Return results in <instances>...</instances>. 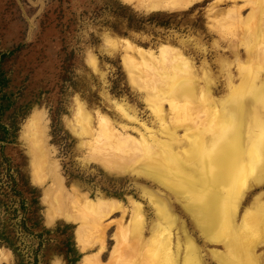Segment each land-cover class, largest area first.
I'll return each instance as SVG.
<instances>
[{"label":"rangeland","instance_id":"1","mask_svg":"<svg viewBox=\"0 0 264 264\" xmlns=\"http://www.w3.org/2000/svg\"><path fill=\"white\" fill-rule=\"evenodd\" d=\"M214 19H219L220 25L214 24ZM256 23L262 32L254 38L250 31H244L247 26L255 28ZM242 26L244 31L238 28ZM125 41L151 53L147 64L125 49ZM164 46L176 50L177 60L181 57L187 65L184 67L175 61L171 57L173 52L161 55L160 48ZM0 68L8 81V87H1L9 103H14L18 119L25 104L30 102L24 119L18 120L14 143H0V185L10 182L15 162L21 164L25 158L30 185L41 194L44 225L49 229L58 223L72 225L76 246L74 232L80 223L53 215L51 205L43 201L51 177H57L69 193L78 191L89 200H115L126 209L122 219L120 212H113L102 220L99 227L104 232L85 230L84 252L77 246L81 259L97 254L99 261L106 263L113 251H117L120 259L131 257L130 247L138 235L131 224L132 204L142 208L145 238L155 222V209L144 188L154 198L164 197L176 217L175 224L169 226L172 241L168 246L176 264H188L184 257L189 241L196 248L193 264H221V255L231 259L221 240L223 237L215 241L208 239L186 212L187 202H193L196 194L176 199L174 192L134 173L140 163L138 159H133L137 163L132 161L135 169L128 166L126 172L107 166L109 159L121 163V157L131 151L126 148L122 154L118 143L99 136L97 118L106 119L110 129L122 136H116L118 141L127 137L139 141L142 135L148 136V128L157 139L167 141L169 137L175 146L182 147L186 137L179 126L190 122L171 123L180 112L170 110L169 98L175 97L179 107L185 109L184 120L202 119L204 102L209 98L216 112H224L226 122L229 118L241 119L242 143L246 152L250 150L246 154H260L258 169L264 168V0H199L177 12L150 11L136 0H0ZM179 70L186 76L174 77V72L177 74ZM245 76L255 77V82H245ZM181 85L193 90V96L183 98ZM256 90H260L261 98L255 97ZM79 107L88 120L89 136L81 128ZM118 107L126 114L120 113ZM55 109L61 111V141L53 139L51 133L50 110ZM159 117L167 126L165 134ZM4 122L1 120L2 124L9 123ZM220 130L225 128L215 125L203 137H222ZM257 136L260 140L263 138L252 146L251 139ZM181 147L174 151L184 156L180 153ZM35 160H42L44 165L42 185L32 179ZM254 177V173L250 174V179ZM251 203L258 204L257 211L250 208ZM245 210H249L247 216H254L256 212L263 216L254 257L256 264H264V175L257 184L245 189L235 225L239 226ZM3 216L11 218L8 212ZM99 240L103 242L100 252ZM48 260L49 264H65L55 255ZM0 264H13L6 248H0Z\"/></svg>","mask_w":264,"mask_h":264},{"label":"bare ground","instance_id":"2","mask_svg":"<svg viewBox=\"0 0 264 264\" xmlns=\"http://www.w3.org/2000/svg\"><path fill=\"white\" fill-rule=\"evenodd\" d=\"M136 1L141 7L150 11L177 12L188 9L199 0ZM220 22L219 19H214V24L220 25ZM236 23V25H238L237 17ZM243 26L245 27V25ZM243 26L238 28L242 29ZM253 27L255 28L247 26V28H245L246 31L243 30L244 28L242 30L244 32L250 31V36L253 35L254 38H257L262 30L260 32L261 28L259 24ZM123 44L125 45L126 50L140 57L142 64H147L148 60L146 59L151 58L150 52L135 48L126 41ZM172 52L174 56L171 57L185 67L187 63L183 62L181 57L180 60H177L179 53L176 50L166 46L160 48L161 55L167 53L172 55ZM125 61L127 62L129 60L126 58ZM177 76H186V73H182V71L179 70L177 74L174 72V77ZM244 79L245 82H248L249 84L255 82V77L247 78L245 76ZM186 87L187 86L182 85L180 87L181 95L185 99L192 97L194 94L193 90ZM255 97L261 98L260 90L255 93ZM168 101H170L168 103L170 110L173 112L176 110L180 112L179 115L174 116L171 119L172 124L183 125L185 122H190L183 126H179V128L183 129L185 132L187 143L185 141L182 147L179 144H177L178 146H175L171 141L172 138L169 139V137L167 138V141H162L157 139L154 131L148 128H146L148 136L144 137L142 135L139 141H135L131 139V137H127L125 140L120 139L121 141H118L119 139H115L116 136L119 138L122 136L116 135L114 130L110 129L111 126L108 121L103 117L98 116L97 122L99 123V136L101 135V137H104V139L108 140L110 143H118L120 146L119 148L122 147V154L126 148L131 151L130 154H124L123 158L121 157V160H119L122 161L121 163H116L117 160L114 162V160L107 159V166L117 172H126L128 166L132 167L137 163L133 159H138V162L140 163H138V166L136 165L137 168L135 169L132 167L133 170L135 169L134 173L159 184L163 188H166L165 190L168 192H174V197L176 199L180 200V198L184 199L185 195L196 194L197 197L193 202H187L186 212L192 219V222H194L198 231L208 239L215 241L218 237H223L221 240L226 246L231 259L221 255L219 257L221 264H256L254 246L258 243V238L261 233L259 232V229L261 227L260 224L263 221V216L257 212L254 216H247L249 210H245L241 216L239 226L235 225L236 223L234 224V222L236 221V214L242 204L245 189H249L252 184H257L264 175V168L258 169L257 165V163L260 162V154L258 155L255 151V153H251L250 155L246 154L249 153L250 150L246 152L244 143H242L241 119L238 118L233 121L232 118H229L226 122L223 119L226 118L224 112H216L211 106V99L206 98V101L204 102V105H206L204 108V115L202 119L196 120H184L186 115L184 111L185 109L179 107V101L175 97H170ZM78 105L79 104H77V106ZM82 110L81 107L78 108L77 113L80 112L81 114V120H78H80L79 122L82 124V130L84 127V134L89 136L91 131L89 129L87 118L81 113ZM118 110L123 115L126 114H124L121 107H118ZM158 122L161 126L162 133H167L168 129L164 119L159 117ZM215 125L225 128V130L219 131L220 133L222 131L224 136L220 137L218 135H213L204 138L203 133L206 131L209 132ZM173 130L175 132L176 128H173ZM39 137L42 138V136ZM261 140L258 136L257 138H252V146L261 142ZM34 145L32 144L31 146ZM39 146H41L40 143ZM180 147L183 149L180 153H183L184 156H180V154L174 151ZM186 148L187 152H185ZM39 158L40 157H38V159ZM132 161L135 163L133 164ZM110 162H113V164H110ZM128 162L130 165H128ZM43 166L42 160H35L31 172L33 181L41 185L45 183L42 177L44 172ZM253 173L255 174V177L250 179V174ZM45 180L47 179L45 178ZM50 182V188L46 192L44 190L43 201H47L51 205L53 215L55 214L62 217L66 221L80 223V226H78L79 228L75 230L74 234L77 246L81 252H84L85 246L87 245V242H85L86 240L84 241L85 238L83 237L86 229H88L86 232H89V230H92L95 233L100 231L104 232L103 228H100L101 226L99 227V224L103 219L113 212H120L122 219L126 213V209L115 200H89L78 191L74 190L72 193L66 191L57 177H51ZM144 190L143 192L151 202L150 205L155 209V222L151 224L148 233L149 236L145 238L142 235L145 223L142 208L139 204H132L131 224L133 226L132 228L137 229L138 235L134 240L133 246L131 244L132 247H130L131 257L129 258L127 256L129 259H120L116 256L117 251H113L106 263H101L99 261V255L96 254L93 256H84L81 259L80 264H176L175 258L168 247L172 241V233L169 226L175 224L176 217L171 209H169L164 197L158 196V198H154L152 195L153 193ZM257 205L258 204L251 203L250 208L257 211ZM48 216L50 217L51 215ZM135 219L136 222H138L132 223ZM101 241H97L100 245L99 252L101 248H103V242ZM95 243L96 240L94 241V245ZM186 247L184 262L193 264L196 248L190 241L186 243Z\"/></svg>","mask_w":264,"mask_h":264},{"label":"trees","instance_id":"3","mask_svg":"<svg viewBox=\"0 0 264 264\" xmlns=\"http://www.w3.org/2000/svg\"><path fill=\"white\" fill-rule=\"evenodd\" d=\"M7 84L8 81L0 73V143L10 145L19 130L18 120L24 119L30 102L25 104L18 119L14 103H9L5 89L1 87H8ZM60 112V109L50 110L51 133L56 141L63 139ZM6 116L7 119H4ZM1 120L9 123L2 124ZM25 160L23 158L21 164L15 162L10 182L0 185V248L10 251L13 264H49L48 258L53 255L62 258L65 264H78L82 255L74 242L73 226L58 223L54 229H49L44 225L41 194L39 189L30 185ZM6 212L11 218L3 216Z\"/></svg>","mask_w":264,"mask_h":264}]
</instances>
